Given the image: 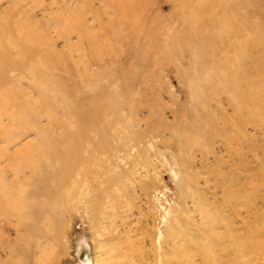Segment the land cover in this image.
<instances>
[{"label": "rangeland", "instance_id": "1", "mask_svg": "<svg viewBox=\"0 0 264 264\" xmlns=\"http://www.w3.org/2000/svg\"><path fill=\"white\" fill-rule=\"evenodd\" d=\"M240 249L264 264V0H0V264Z\"/></svg>", "mask_w": 264, "mask_h": 264}, {"label": "bare ground", "instance_id": "2", "mask_svg": "<svg viewBox=\"0 0 264 264\" xmlns=\"http://www.w3.org/2000/svg\"><path fill=\"white\" fill-rule=\"evenodd\" d=\"M11 194V193H10ZM19 207V206H18ZM21 209V208H19ZM11 211V210H10ZM18 212V211H17ZM4 215V214H3ZM5 219V218H4ZM7 221V220H6ZM202 236V235H201ZM229 236V235H228ZM240 240V239H239ZM232 242V241H230ZM231 244V243H230ZM230 247V246H229ZM228 247V248H229ZM236 249V248H235ZM249 253V254H248ZM234 255L238 256L239 258L242 257L241 262H239L238 264H251L250 259H252L253 257L255 258V256L257 255V253L254 250L249 251H244L242 249L235 251L233 253ZM246 254V255H245ZM231 255V254H230ZM226 258V257H225ZM243 258H245V260H243ZM253 258V259H254ZM260 259V258H259ZM223 260V259H222ZM253 261V260H252ZM226 262V261H225Z\"/></svg>", "mask_w": 264, "mask_h": 264}]
</instances>
